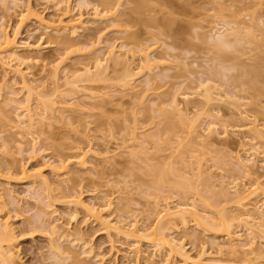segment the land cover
<instances>
[{
	"label": "rangeland",
	"instance_id": "1",
	"mask_svg": "<svg viewBox=\"0 0 264 264\" xmlns=\"http://www.w3.org/2000/svg\"><path fill=\"white\" fill-rule=\"evenodd\" d=\"M1 24L18 47L0 63V225L15 264H264V221L238 225L230 200L236 184L263 203L264 134L249 128L264 132V0H0ZM112 51L119 65L97 67ZM179 204L214 224L223 211L235 234L158 219ZM155 238L185 256L155 253Z\"/></svg>",
	"mask_w": 264,
	"mask_h": 264
},
{
	"label": "bare ground",
	"instance_id": "2",
	"mask_svg": "<svg viewBox=\"0 0 264 264\" xmlns=\"http://www.w3.org/2000/svg\"><path fill=\"white\" fill-rule=\"evenodd\" d=\"M64 1V0H63ZM168 22H170V20L168 21L167 20V25L165 24V26L167 27L170 23H168ZM2 25V24H1ZM7 30H6V28H4V26L2 25V26H0V56H2V54H6V55H4V57L2 56V58L0 57V63H3V64H5L6 66H8V64L9 63H11L12 61H14L16 58H17V51H18V47L17 46H15L14 44H13V41L14 40H10L9 38H8V35H7V32H6ZM223 45L225 46V47H227L226 45H227V43H226V45L223 43ZM231 46V45H230ZM229 46V44H228V47H230ZM223 49V48H222ZM224 50V49H223ZM225 51V50H224ZM150 54H151V52H150ZM112 56H113V51L112 52H110L109 53V56L108 57H105V59L104 60H102V61H100L98 64H97V67H101V69H103V67H104V63H107V62H111V63H113V65L114 66H116L118 63H120L119 61H120V59L118 60V58L116 57L115 58V56H113V58H112ZM143 59H144V63H142L143 64V66L142 67H145V68H147V69H149V70H151L150 69V67L147 65L149 62H150V59H149V53H147L146 55L144 54L143 55ZM104 61V62H103ZM108 64V63H107ZM119 65V64H118ZM237 68V67H236ZM234 69V68H233ZM88 71L89 70H87V73H88ZM128 72V73H127ZM126 73H125V75H124V78L126 79V81H127V78H132V79H129L130 81L132 80L133 81V77L136 75V73H133V72H130V71H127ZM131 73V74H130ZM127 81L128 83L130 82V81ZM29 90V94L31 95V93H33V91H32V89L31 88H29L28 89ZM208 90L205 88V92L203 93V94H201V96L202 97H204V99H205V102L207 101V102H209L210 100H212L213 98L212 97H210L209 96V94L210 93H208L207 92ZM205 93H208L207 95L205 94ZM33 95V94H32ZM212 96V95H211ZM211 98V99H210ZM210 99V100H209ZM209 100V101H208ZM28 101V100H27ZM29 106V105H28ZM176 108H177V106H176ZM26 109V112H27V114H28V118H29V121H30V124H29V127H31L32 126V121H33V119L31 118V115L29 114V110L27 109V107L25 108ZM174 110H175V108H174ZM177 110V109H176ZM168 117H170V116H168ZM180 117V116H179ZM166 118H167V116H166ZM250 118V117H249ZM182 119H185L184 117L182 118V117H180V122L183 124L182 126H185L184 124H186L185 122V120H182ZM193 120V119H192ZM178 122H179V120H177ZM185 121V122H184ZM251 121H253V120H251ZM178 122H177V124H178ZM191 121H187V124L188 123H190ZM193 122H194V120H193ZM192 122V124L193 125H195V123H193ZM252 124H253V122H251ZM192 124H189V126L188 127H190V126H192ZM179 126H181V125H179ZM209 126V125H208ZM250 126V125H249ZM186 127V126H185ZM184 127V128H185ZM213 127V126H212ZM215 127V126H214ZM248 127V126H247ZM246 127V128H247ZM187 128V127H186ZM193 128H194V126H193ZM191 129V128H190ZM190 131V130H189ZM249 131L254 135V137H256V138H258V137H261V135L262 134H264V132H262L260 129H258V127H257V125H255V123L252 125V127H250L249 128ZM248 132V131H247ZM252 138V137H251ZM77 163V162H76ZM79 164V163H78ZM81 165H83L82 163H80ZM79 164V165H80ZM78 165V166H79ZM80 165V166H81ZM238 166H240V168H243L244 170H246L247 168V165H245V164H243V163H240V165H238ZM166 168V167H165ZM173 168V167H172ZM167 170V168L165 169V170H161V172H160V174H161V176L162 175H165L166 174V171ZM158 171V170H157ZM156 171V172H157ZM175 173V172H174ZM170 175H171V173H169ZM172 175H173V173H172ZM199 175V174H198ZM197 175V177H200V176H202V175H199L198 176ZM159 176V175H158ZM157 176V177H158ZM163 177V176H162ZM162 179H164V178H162ZM197 180H198V178H196ZM200 179V178H199ZM202 179V178H201ZM189 180H191V179H189ZM161 181V180H160ZM159 181V182H160ZM192 181V180H191ZM196 181V180H195ZM202 180H200V182H201ZM198 182V181H197ZM200 182H199V184H200ZM41 183H42V186H45V187H47V183L42 179V181H41ZM179 183H182V180H181V182H179ZM177 184V185H180V184ZM185 183V182H184ZM190 183H193V182H190ZM189 183V184H190ZM236 183V182H235ZM34 184H35V182H34ZM187 184H188V182H187ZM238 184V183H237ZM182 186L183 185H185L186 186V184H181ZM191 185V187H195L194 186V184H190ZM193 185V186H192ZM196 185V184H195ZM235 185V186H234ZM181 186V187H182ZM197 186V185H196ZM207 186V185H206ZM234 186V187H233ZM233 191L235 190V192L233 193L234 194V197L233 198H229L230 200H231V202L233 201V200H235V206H237L236 207V209L239 207V208H241V210L240 211H243V212H241V213H239V214H241V215H237L238 217H236L235 218V216L233 217H231V218H234L235 219V221L237 222V224L238 225H242V224H244V227H246L247 226V224H248V222L249 221H256L257 222V224H259V222H261V220H263L264 221V208H263V210L261 209L262 207H264V193H262L263 194V201H261V203L262 204H259L258 205V203H256L257 205H255V203H254V201H253V203H252V205H253V207H252V205H250L249 204V200H251L252 201V196L254 195L253 193H255V191H254V189H253V191L252 192H250V193H248V194H245L246 192H247V190H244V189H242V190H244V191H240V190H238L237 189V187H236V184H233ZM254 186V185H253ZM179 188V187H178ZM185 188H189L188 187V185H187V187H185ZM208 188V187H207ZM46 189V188H45ZM181 189V188H180ZM191 189H193V188H191ZM209 189V188H208ZM230 189V188H229ZM248 189V188H247ZM183 190H185V189H183ZM189 191H190V188L188 189ZM196 189H194V191H195ZM207 190V189H206ZM211 190V189H210ZM209 190V191H210ZM226 190V189H225ZM213 191V190H212ZM216 191V190H215ZM219 191V190H218ZM219 192H221V191H219ZM224 192H226V191H224ZM224 192L222 191L220 194H224ZM212 193V192H211ZM213 193H214V191H213ZM215 193H217V191L215 192ZM196 194V193H195ZM220 194H219V196H220ZM229 194H232V193H229ZM211 196V195H210ZM217 195H215V197H216ZM222 196V197H221ZM220 197H221V199L220 200H222V198H223V195H221ZM231 196H233V195H231ZM213 198H214V194H213V196H212ZM211 197V198H212ZM219 197V198H220ZM228 197V196H227ZM251 197V198H250ZM202 198H206V196H204V197H202ZM212 198V199H213ZM225 198H226V195H225ZM224 198V199H225ZM262 198V197H261ZM203 199V200H204ZM223 199V200H224ZM202 200V202H205L206 200H204L203 201ZM209 200V197H208V199H207V201ZM218 199L216 198V200L215 201H217ZM219 200V201H220ZM211 201V202H210ZM209 202L210 203H212V204H210L209 203V205L211 206V205H214L213 203L214 202H212V200H210ZM219 201H218V203H219ZM227 201H228V198H226V200H225V203H227ZM230 201H228V203H229ZM248 202V203H247ZM195 203V202H194ZM206 203V202H205ZM223 203H224V201H223ZM78 204V203H77ZM219 204H221V203H219ZM109 205H111V203H109ZM194 205V204H193ZM203 205V204H202ZM205 205V204H204ZM208 205V204H207ZM207 205H205V206H207ZM216 205V204H215ZM186 205H184V206H182V205H176V206H174V208H170L169 206H165V208L164 209H162L161 210V212L160 213H158V219L159 220H163L164 218H166V219H168L169 220V222L170 223H175V222H179L181 225L182 224H186L187 223V219L188 218H191V220L192 221H194L198 226L200 225V222L201 223H203V225L204 224H206L207 226H209L210 225V223H212L211 225H210V227L213 225V227H212V229H216V230H222L223 232H225L228 236H230V235H232L233 233H234V231H231V228L233 227V224L232 223H230L229 221H230V219L229 220H226V218H224V216H223V211L222 212H220L221 214H219V223L218 224H214V221H212V219H211V217H209L208 215H205V216H201V215H199L198 214V212L196 211V207L194 208V207H185ZM249 206H251L252 208H253V210H254V212L255 213H257L255 216L254 215H252L253 213H251L250 212V210H249V208H251V207H249ZM198 209V208H197ZM201 210H202V208H201ZM253 212V211H252ZM234 219H231V221L233 220L234 221ZM258 220V221H257ZM107 223H108V221H107ZM107 223H105V224H107ZM264 223V222H263ZM4 224V223H3ZM104 224V225H105ZM255 224V223H254ZM108 225H110V222L108 223ZM108 225L107 226H105V227H108ZM135 225V224H134ZM134 225L132 224L131 226V229H133V227H134ZM259 225H261V224H259ZM264 225V224H263ZM243 226V225H242ZM109 228H111V226L109 227ZM136 228V227H135ZM135 228L133 229V230H135ZM11 228L10 227H8L7 228V226H6V224H4L3 226L2 225H0V264H15V262H14V255H13V253L11 252V249L10 248H12V246H11V244H12V242H13V240H14V238H13V235H12V233L13 232H11V230H10ZM111 229H113V228H111ZM244 229V228H243ZM113 230H118L117 228L116 229H113ZM162 230H163V227L161 226V225H159V227H158V229L156 230L157 232H159V233H161L162 232ZM138 231V230H137ZM146 230L144 229L143 230V232H145ZM237 231V230H236ZM117 232V231H116ZM139 232V231H138ZM155 232V231H154ZM248 232V231H247ZM249 232H250V229H249ZM248 232V233H249ZM252 232V231H251ZM119 233V232H118ZM235 234V233H234ZM155 236V234L153 233V234H149L148 236H144V237H149V236ZM239 235V234H238ZM234 238V237H233ZM239 240V239H238ZM6 244H5V243ZM231 242V241H230ZM5 244L6 245V248L5 247H2L1 246V244ZM4 245V246H5ZM233 245V244H232ZM11 246V247H10ZM152 246L153 247H155V253H159V252H161V249L162 248H167V251L168 252H166V253H168L167 254V256L169 255L170 256V254H172L174 251H176V252H180L179 254H181V253H183V247H181L182 245H180V244H177L176 242H175V240H173V239H169V238H165V239H163V238H155V239H153V241H152ZM240 246V245H239ZM249 247V246H248ZM247 247V248H248ZM246 248V247H245ZM250 248V247H249ZM56 249V248H55ZM235 249V248H234ZM251 249V248H250ZM57 250V252L58 253H60V254H62L61 253V250L59 249H56ZM239 250V249H238ZM182 251V252H181ZM236 252V251H235ZM249 253V252H248ZM160 254V253H159ZM162 254V253H161ZM158 255V254H157ZM182 255V254H181ZM183 256H185L184 255V253H183ZM64 259H67V258H64ZM187 259V258H186ZM185 259V257H184V261L186 260ZM201 260V259H200ZM217 262V261H216ZM219 263V262H218ZM222 263V262H221ZM221 263H219V264H221ZM198 264H217V263H214V262H212L211 263V261L209 262V263H203V261H199L198 262Z\"/></svg>",
	"mask_w": 264,
	"mask_h": 264
}]
</instances>
